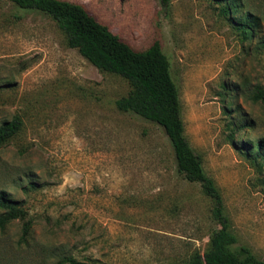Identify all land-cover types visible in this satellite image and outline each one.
<instances>
[{"label": "rangeland", "instance_id": "1", "mask_svg": "<svg viewBox=\"0 0 264 264\" xmlns=\"http://www.w3.org/2000/svg\"><path fill=\"white\" fill-rule=\"evenodd\" d=\"M64 1L136 51L159 43L186 141L238 244L264 260V176L239 151L264 140V102L250 98L264 87V0H242L260 18L252 43L216 0ZM129 91L68 47L48 16L0 1V125L22 123L0 146V191L24 215L0 230V264H174L208 249L211 202L178 173L161 127L116 108Z\"/></svg>", "mask_w": 264, "mask_h": 264}, {"label": "trees", "instance_id": "2", "mask_svg": "<svg viewBox=\"0 0 264 264\" xmlns=\"http://www.w3.org/2000/svg\"><path fill=\"white\" fill-rule=\"evenodd\" d=\"M21 10L35 11L52 19L65 35L67 45L74 48L91 65L101 72L126 80L129 93L115 102L116 108L152 122L164 131L172 148L176 169L190 183H197L211 202V218L217 228L209 236V247L193 252L186 260L174 264H264L249 247L238 244L231 221L226 214L220 190L202 167L200 157L192 150L184 136L178 89L170 74L167 57L158 42L144 51H136L98 22L81 5L64 0H0ZM221 13L237 30L241 41L252 43L259 36L260 18L252 11L243 10L242 0H216ZM166 6L167 0H162ZM264 46V40L258 42ZM252 101L264 102V87L251 92ZM14 117L0 125V146L21 128ZM235 127V124H232ZM246 151L251 163L264 176V140L255 146L241 141L239 151ZM264 185V177H262ZM17 202L0 191V230L12 221L23 218ZM27 227L22 237L27 234ZM57 264H82L73 257H65Z\"/></svg>", "mask_w": 264, "mask_h": 264}]
</instances>
